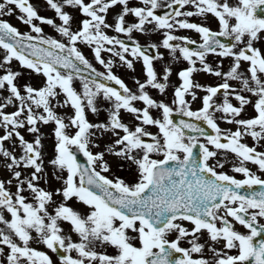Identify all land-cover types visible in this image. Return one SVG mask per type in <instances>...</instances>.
Segmentation results:
<instances>
[{
    "label": "snow or ice",
    "instance_id": "1",
    "mask_svg": "<svg viewBox=\"0 0 264 264\" xmlns=\"http://www.w3.org/2000/svg\"><path fill=\"white\" fill-rule=\"evenodd\" d=\"M44 7L53 16L32 0H0V264H264V0H44ZM176 29L194 31L199 43ZM134 32L162 36L145 45ZM160 47L187 64L175 73L178 84L169 83V64L157 69ZM209 54L221 59L209 63ZM137 62L143 78L133 75L129 87L113 66L134 73ZM24 69L41 74V84L21 83ZM199 72L220 82L194 81ZM170 87V102L150 92L165 96ZM101 111L105 119H88ZM49 123L54 144L45 164L39 124ZM226 162L242 178L217 170ZM49 166L59 182L51 189L41 186Z\"/></svg>",
    "mask_w": 264,
    "mask_h": 264
},
{
    "label": "rangeland",
    "instance_id": "2",
    "mask_svg": "<svg viewBox=\"0 0 264 264\" xmlns=\"http://www.w3.org/2000/svg\"><path fill=\"white\" fill-rule=\"evenodd\" d=\"M32 2L38 7L39 11L41 12V14L43 15H46V16H53V12L51 10H48L44 7V0H32ZM139 0H130V3L131 4H136L138 3ZM160 3L161 5H164L167 3V0H160ZM116 12V9L113 8L112 9V12L109 14L108 16V20L109 22L112 21V19H114V14ZM6 19H8L13 25L17 26L21 31H24V30H27V26L20 23L14 15H10L8 17H5ZM127 19L131 20L132 18L131 17H128ZM194 21H197L199 18L197 17H193L192 18ZM206 23L209 24L210 27H212L213 29H216L217 28V23L215 20H209L207 21ZM43 28H44V32L48 35H52L56 38H59V34L55 32V30L53 28H51V26H48V25H43ZM106 31H108L109 33H111L112 35H116V33H114L111 29H107ZM174 35H187L189 36L190 38L192 39H196L197 41L199 40L198 39V36L197 34L192 31V30H181V29H176L174 31ZM133 36L138 40V41H143V42H157L162 34L160 33H151V34H142V33H137V32H134L133 33ZM81 47V50L83 51V53L85 54V56L89 59L91 58L90 56V49L87 47V46H84V45H80ZM207 59L209 60V63H215L216 61L220 60L221 58L216 56V55H213V54H209L207 56ZM15 62V61H14ZM13 62V63H14ZM228 64V60L227 59H224L223 60V64L221 65V67H225L226 65ZM17 66V62H15L13 64V67L15 68ZM121 70L123 72H126L128 73L129 77L133 76V75H138V76H142L141 75V65L139 62L136 63V70L135 72L133 73L131 70H128L126 69L125 67L121 66ZM193 79L194 81H198L202 84H216L219 81V78L213 76V75H210V74H207V73H204V72H199V73H194L193 74ZM43 80V77L40 75V74H36V73H33L31 72L30 70H27V69H24L23 70V74L22 76L20 77V82L21 83H24V82H27V83H30L32 84L33 86H36V85H40L41 84V81ZM77 83V87H78V81L76 82ZM230 83H234L232 81H230ZM129 87L130 84H128ZM132 85V84H131ZM134 87V84L133 86ZM154 90V89H153ZM199 91V90H198ZM202 94V93H201ZM62 99V97H60ZM235 103V101H233ZM199 106V101H196L193 103L192 107L193 109H195L196 107ZM56 110L61 113V114H71V108L70 107H64V108H60L59 106H57ZM249 114H251V109L248 110ZM155 114V113H154ZM104 115V117H103ZM105 113L104 112H100L99 116H97L96 114H92V113H88L87 116H88V119L90 121H96L97 119L99 120H103L105 119ZM127 118V117H126ZM54 125L52 123H49L47 125H44V124H39V127L41 129V131L44 133V144H45V149H44V152H45V164H47V159L49 157L52 156L53 154V144H54V136L51 134V129ZM151 131L155 132L156 129L155 128H151L150 129ZM22 131V134H24L26 136V138H29L31 139V134H28L27 132H25L23 129H21ZM106 139V138H105ZM250 138H245V142L249 143L248 140ZM102 146H103V141L101 142ZM97 150H100V149H97V148H93V151H97ZM17 151H19V149H17ZM230 157H231V154H229V160H230ZM111 159V158H110ZM249 167H253L250 163L248 165ZM127 168V165H125V169ZM116 169H119L115 164H113V170L116 172ZM223 169L225 170H229L232 169L231 168V163L230 162H226ZM255 170V169H254ZM46 171L48 173H50L51 175V167H47ZM125 175H120L122 177H125V178H130V174L126 171L124 172ZM259 174V173H258ZM4 175V170H3V165L0 164V177H3ZM41 186H45V187H48L49 189L51 188H54V187H57L59 186V182L56 181L54 178H49V182H48V185H44L43 182H41ZM62 227L64 228L65 232L69 230V225L65 222L62 224ZM73 239H76L75 235H73ZM107 251H109V249H107ZM50 256H52L50 253H49ZM52 259L54 261H56L57 259H55L53 256H52Z\"/></svg>",
    "mask_w": 264,
    "mask_h": 264
},
{
    "label": "flooded vegetation",
    "instance_id": "3",
    "mask_svg": "<svg viewBox=\"0 0 264 264\" xmlns=\"http://www.w3.org/2000/svg\"><path fill=\"white\" fill-rule=\"evenodd\" d=\"M103 56L105 57V58H107L105 55H104V53H103ZM164 57H168V55H164ZM167 61V60H166ZM165 61V62H166ZM171 61H174V60H171ZM163 62V60H160V61H158V62H156V66L159 68V66H161V65H159V63H162ZM164 64H166V63H164ZM93 65L97 68V65H98V63L93 59ZM117 65H114L113 66V70H114V72L115 73H117L116 72V70H117V67H116ZM185 66H187V65H185ZM98 70H103V68H102V66L100 65V68H97ZM176 82V80L174 79V75L172 74L171 75V77H170V81H169V83L170 84H174ZM171 89L168 91V93H167V95H165V96H162L161 94H159V99L160 98H163V99H166V101H168V102H170V100H171V96H170V93H171Z\"/></svg>",
    "mask_w": 264,
    "mask_h": 264
},
{
    "label": "water",
    "instance_id": "4",
    "mask_svg": "<svg viewBox=\"0 0 264 264\" xmlns=\"http://www.w3.org/2000/svg\"><path fill=\"white\" fill-rule=\"evenodd\" d=\"M173 118H174L175 120H179V119H178V116H176V115H173ZM196 150L198 151V149H196ZM78 158H79V160H80L81 163H85V162H86V159L83 157L82 154H79V153H78Z\"/></svg>",
    "mask_w": 264,
    "mask_h": 264
}]
</instances>
